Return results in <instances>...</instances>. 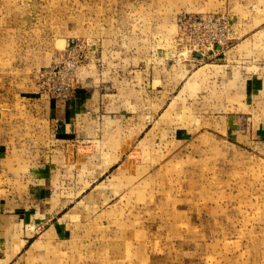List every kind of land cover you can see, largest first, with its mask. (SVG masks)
Listing matches in <instances>:
<instances>
[{
  "label": "rangeland",
  "instance_id": "rangeland-1",
  "mask_svg": "<svg viewBox=\"0 0 264 264\" xmlns=\"http://www.w3.org/2000/svg\"><path fill=\"white\" fill-rule=\"evenodd\" d=\"M261 70L264 0H0L4 86L114 115L54 218L0 176V264H264Z\"/></svg>",
  "mask_w": 264,
  "mask_h": 264
},
{
  "label": "crops",
  "instance_id": "crops-1",
  "mask_svg": "<svg viewBox=\"0 0 264 264\" xmlns=\"http://www.w3.org/2000/svg\"><path fill=\"white\" fill-rule=\"evenodd\" d=\"M263 73L255 71L243 80L240 92L245 90V104L257 98L258 88H264ZM86 93L81 89L71 101L23 96L16 88L4 86L0 78V176L22 186L17 197L5 201V207L15 211L17 200L37 201L38 218H54L62 209L67 186L76 176L75 153L86 148L81 138L99 135L98 131L107 137L113 129L114 115L107 99ZM102 143L105 152L106 140ZM51 227L58 237L70 230L59 219ZM7 230L16 231L12 225Z\"/></svg>",
  "mask_w": 264,
  "mask_h": 264
},
{
  "label": "built area",
  "instance_id": "built-area-1",
  "mask_svg": "<svg viewBox=\"0 0 264 264\" xmlns=\"http://www.w3.org/2000/svg\"><path fill=\"white\" fill-rule=\"evenodd\" d=\"M209 22L212 23V19H210ZM212 40H213V41L209 43L210 46H211V48H210L211 50L214 49L215 47H217L215 44H217V43H219V42L221 41V36H218V37H216V38H214V39H212ZM218 45H219V44H218ZM197 54H199V53H197ZM200 54H202V53H200ZM202 55H203V54H202Z\"/></svg>",
  "mask_w": 264,
  "mask_h": 264
},
{
  "label": "water",
  "instance_id": "water-1",
  "mask_svg": "<svg viewBox=\"0 0 264 264\" xmlns=\"http://www.w3.org/2000/svg\"><path fill=\"white\" fill-rule=\"evenodd\" d=\"M197 56H201V54H197Z\"/></svg>",
  "mask_w": 264,
  "mask_h": 264
}]
</instances>
